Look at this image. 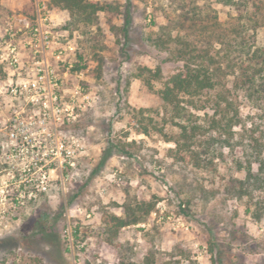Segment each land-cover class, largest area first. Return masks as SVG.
Returning <instances> with one entry per match:
<instances>
[{
  "label": "rangeland",
  "instance_id": "obj_1",
  "mask_svg": "<svg viewBox=\"0 0 264 264\" xmlns=\"http://www.w3.org/2000/svg\"><path fill=\"white\" fill-rule=\"evenodd\" d=\"M92 1L106 7L99 24L66 30L69 13L49 0L60 45L75 48L65 55L73 63L67 97L77 91V98L91 102L63 131L82 139L87 152L65 188L56 185L0 233V264H264V187H255L252 200L226 191L230 179H244L249 167L259 172L264 110L238 98L241 121L230 146L215 143L222 153L216 170L193 168L189 155L182 160L173 152L180 129L169 122L159 93L183 64L171 45L160 49L155 42L159 28L181 13L180 0ZM38 4L0 0V37L34 23ZM199 4L205 12L218 11L222 23L230 19L229 8L215 0ZM256 33L264 47V28ZM76 64L84 68L75 71ZM8 116L7 97L0 96L1 140ZM118 170L122 182L114 177ZM144 203L154 204L152 213L114 237L117 219ZM78 207L84 214L72 218L71 240L64 234L66 216ZM258 209L260 220L252 216Z\"/></svg>",
  "mask_w": 264,
  "mask_h": 264
},
{
  "label": "trees",
  "instance_id": "obj_2",
  "mask_svg": "<svg viewBox=\"0 0 264 264\" xmlns=\"http://www.w3.org/2000/svg\"><path fill=\"white\" fill-rule=\"evenodd\" d=\"M201 1L207 0H180L181 13L176 21L168 20V26L160 27V34L156 33V47L171 45L175 59L183 64L159 93L169 122L180 129L177 139L172 140L175 155L182 160L189 155L195 169L215 171L216 159L222 156L215 143L221 140L220 145L230 146L233 128L241 121L236 100L244 98L252 107L264 110V47L257 45L256 33L264 28V3L215 0L229 8L230 19L222 23L219 12H205ZM51 4L69 13L66 30L97 26L99 14L106 10L92 0H51ZM129 24L127 16L126 26ZM79 60L83 61L82 56ZM83 68L76 64L74 70ZM201 123H207L206 127ZM258 171L249 167L244 179L231 178L226 191L238 199L246 196L252 200L258 190L255 187H264V159L259 161ZM153 209V203L126 209V219H117L110 232L117 237L120 228L138 224ZM252 216L260 220L261 209Z\"/></svg>",
  "mask_w": 264,
  "mask_h": 264
},
{
  "label": "built area",
  "instance_id": "obj_3",
  "mask_svg": "<svg viewBox=\"0 0 264 264\" xmlns=\"http://www.w3.org/2000/svg\"><path fill=\"white\" fill-rule=\"evenodd\" d=\"M38 1L34 23L0 37V96L7 97L9 107L0 139V233L56 185L65 188L87 152L82 139L63 131L66 121L91 104L89 97L77 98V91L69 99L64 89L73 68L65 55L75 48L60 45L49 0ZM121 174L114 173L119 182ZM80 214L81 207L67 213L64 234L71 240L76 234L71 220Z\"/></svg>",
  "mask_w": 264,
  "mask_h": 264
}]
</instances>
